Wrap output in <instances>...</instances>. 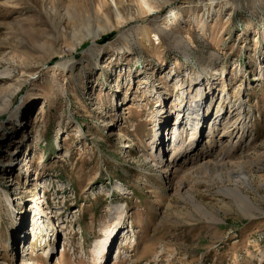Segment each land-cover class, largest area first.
<instances>
[{
	"label": "rangeland",
	"instance_id": "rangeland-1",
	"mask_svg": "<svg viewBox=\"0 0 264 264\" xmlns=\"http://www.w3.org/2000/svg\"><path fill=\"white\" fill-rule=\"evenodd\" d=\"M123 1L117 25L97 0H0V264H264V0ZM179 128L178 164L198 142L224 162L185 190L162 169Z\"/></svg>",
	"mask_w": 264,
	"mask_h": 264
},
{
	"label": "bare ground",
	"instance_id": "bare-ground-1",
	"mask_svg": "<svg viewBox=\"0 0 264 264\" xmlns=\"http://www.w3.org/2000/svg\"><path fill=\"white\" fill-rule=\"evenodd\" d=\"M134 4H135V8L136 10L142 13H150L155 9V3H157V0H131ZM164 1V0H163ZM216 0H212V4L215 3ZM98 2V6L95 9V17L100 20V21H105L107 22L109 20L108 17L110 18H114L116 20V24H121L124 19L127 20L128 18L125 16V12H128L131 8L130 6H126L124 5V1L123 0H97ZM167 2V1H164ZM93 5V4H92ZM131 16V15H130ZM109 23V22H107ZM165 28V27H162ZM148 32V31H147ZM103 32H101L100 29L97 30V32L95 33V35H92L93 38H97L99 37ZM146 36H148V33L144 34ZM95 41V40H92ZM180 41V40H179ZM224 84V83H223ZM198 90H200V88H198ZM199 91H197V93L195 94V99H201V97L203 96V94H199ZM189 103H191L192 101H188ZM6 102L3 101V107H7L6 106ZM1 111V108H0ZM194 114V113H193ZM180 115V114H179ZM193 120L198 122V125L200 126V120L201 118L199 117H192ZM203 119V118H202ZM183 120L179 121V124H182ZM237 124L234 123L233 126H236ZM180 128L178 129L177 133H174V137H175V141H174V146L172 148L171 151V155H173L174 157L172 158V160L170 161V163L168 164V162L162 166V169L164 170V173L166 174V179L169 181V183H171L172 185L174 183L179 182V188L180 190L182 189H186L187 184L185 182L186 177L188 176H192V175H198V174H202V173H208V174H217L220 170V168L223 167V165H221L222 163H224L223 161H219L218 159H215V150L212 149L211 153H202V154H192V152H194L198 146H199V142L196 145L195 150H193L190 153H186V162H183V164H178L177 162V156L175 157V155L177 153H180L181 148L179 147V143H180ZM214 135V134H213ZM196 137V136H195ZM195 137L193 139L192 142H195ZM212 139L209 141L211 145H213L214 143V137H211ZM159 145L162 144V141L160 143H158ZM230 144L227 143L226 145V149H228V146ZM157 146V145H156ZM158 147V146H157ZM214 148V146H213ZM230 148H232V146H230ZM160 149V148H159ZM231 149H229L230 151ZM161 151V149H160ZM227 151V152H229ZM231 152V151H230ZM229 152V153H230ZM224 154V153H223ZM12 160L10 161V167L11 170H14L16 167H28V164H30V161H28L26 164H24V159L22 158L23 156L20 155V152L16 151L14 152L12 155ZM224 156H228V153L225 154ZM222 159H227L226 157H224ZM159 157L161 158V153H159ZM164 158H161V163H164ZM213 159V160H212ZM23 167V168H24ZM27 170V168H26ZM228 171V170H227ZM237 171V173H239V181H237L236 185H240L243 184L245 185L247 188L250 189H254L252 187V185L250 184V178L248 176V174L246 173L245 169H239V170H235V172ZM229 172V175H231V172ZM177 180V181H176ZM228 180V179H227ZM236 182V181H235ZM212 184V183H211ZM224 193L229 195V196H233L235 198L236 201H238L239 207H241V210H244V216H247L249 218H253L255 216H257L256 212L257 210H259L257 207H255L253 205V203L251 201H249L248 197L245 196V194L242 192V190L238 187H231L230 185H225L224 188ZM183 192V191H182ZM186 194L188 199H190L191 203L193 204L195 210L197 211V213H205L207 214V216L213 218V220H217L215 214H213L212 212H209L207 210V208H205V206H202L201 204H199L196 201L195 196L192 194V192H190L189 189L186 190ZM184 195V194H183ZM123 203L119 204V206H115L112 209V216L113 219L115 221V229H119L120 225L122 224V219H123V211L125 210V207H123ZM248 209V210H247ZM260 211V210H259ZM206 216V215H205ZM23 220V219H22ZM21 221V219H20ZM23 222V221H22ZM55 250V248H54ZM108 249H104L100 254H99V262L100 264H105L108 260ZM53 252V248H50L49 251L46 253L47 256L49 257L50 255L52 256ZM58 252V251H57ZM22 264H37L32 262V259L30 258H26L23 256L22 259Z\"/></svg>",
	"mask_w": 264,
	"mask_h": 264
}]
</instances>
